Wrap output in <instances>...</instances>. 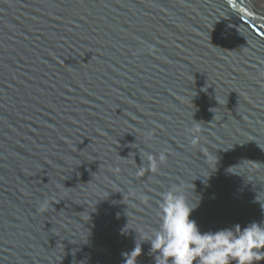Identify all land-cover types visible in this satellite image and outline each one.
Masks as SVG:
<instances>
[{"label":"water","instance_id":"water-1","mask_svg":"<svg viewBox=\"0 0 264 264\" xmlns=\"http://www.w3.org/2000/svg\"><path fill=\"white\" fill-rule=\"evenodd\" d=\"M0 264H264V0H0Z\"/></svg>","mask_w":264,"mask_h":264},{"label":"bare ground","instance_id":"bare-ground-1","mask_svg":"<svg viewBox=\"0 0 264 264\" xmlns=\"http://www.w3.org/2000/svg\"><path fill=\"white\" fill-rule=\"evenodd\" d=\"M258 1V0H255V2ZM253 3V2H252Z\"/></svg>","mask_w":264,"mask_h":264}]
</instances>
